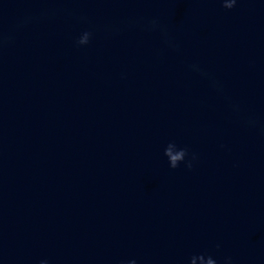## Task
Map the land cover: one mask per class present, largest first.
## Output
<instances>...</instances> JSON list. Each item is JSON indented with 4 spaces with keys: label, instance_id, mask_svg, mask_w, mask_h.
<instances>
[{
    "label": "clouds",
    "instance_id": "1",
    "mask_svg": "<svg viewBox=\"0 0 264 264\" xmlns=\"http://www.w3.org/2000/svg\"><path fill=\"white\" fill-rule=\"evenodd\" d=\"M222 6L225 9L231 10L233 9L237 3L238 0H221ZM150 29L156 30L160 29L162 32L165 43L173 49H178V44H176L167 34V31L160 25L159 21L156 19H153L150 21ZM92 32L90 31H84L81 33V35L76 40L77 46H86L89 44L91 38H92ZM10 38L3 37L0 35V47H2L5 43L8 42ZM191 70L200 73L201 75L208 77L211 80L212 86L218 91L222 92L223 88L219 84L218 81L215 79H212L209 75V73L205 72L198 64H192L189 65ZM232 108L234 111L239 112V105L233 104ZM247 123L250 126L255 125V120L249 119L247 120ZM164 156L167 157L168 165L171 169L178 168L182 163L185 165L186 168L192 169L193 167V161L197 159V155L195 153H191L190 150L187 147H178L175 141H170L164 148ZM217 248H219V245H217ZM40 264H48L47 260H41ZM126 264H136L135 260L127 261ZM189 264H218L217 259L213 258L212 255L207 254H199V255H192L189 258ZM222 264H233V259L230 256H226L223 258Z\"/></svg>",
    "mask_w": 264,
    "mask_h": 264
}]
</instances>
